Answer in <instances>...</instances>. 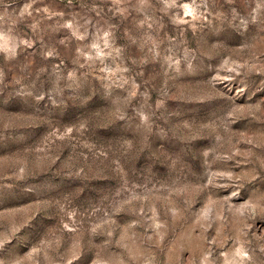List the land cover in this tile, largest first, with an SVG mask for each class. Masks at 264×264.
<instances>
[{
    "label": "rangeland",
    "instance_id": "374dc122",
    "mask_svg": "<svg viewBox=\"0 0 264 264\" xmlns=\"http://www.w3.org/2000/svg\"><path fill=\"white\" fill-rule=\"evenodd\" d=\"M0 264H264V0H0Z\"/></svg>",
    "mask_w": 264,
    "mask_h": 264
}]
</instances>
